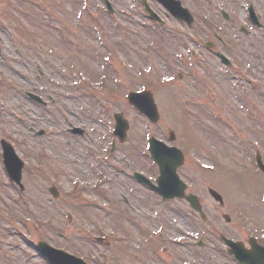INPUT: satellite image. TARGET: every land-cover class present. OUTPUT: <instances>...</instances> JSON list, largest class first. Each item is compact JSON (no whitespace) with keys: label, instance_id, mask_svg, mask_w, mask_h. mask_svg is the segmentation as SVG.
<instances>
[{"label":"rangeland","instance_id":"1","mask_svg":"<svg viewBox=\"0 0 264 264\" xmlns=\"http://www.w3.org/2000/svg\"><path fill=\"white\" fill-rule=\"evenodd\" d=\"M113 3L119 12L110 19L103 0H0V140L25 163L21 192L8 178L0 146V264H48L35 249L39 241L90 264H156V238L168 236L174 246L168 263L187 264L184 237L198 227L189 207L162 201L132 178L133 172L158 176L148 138L169 144L171 131L185 154L178 173L208 219L195 241L203 235L210 248L216 231L239 238L264 232V176L255 165L257 151L264 161L260 92L251 93L256 103H234L250 93L247 75L244 87L218 72L206 76L200 63L214 70L215 59L199 52L192 57L180 42L155 39L153 26L130 14L136 1ZM190 68L200 83L188 77ZM140 90L154 95L157 124L129 105L127 94ZM206 99L224 114L221 125L208 121L217 126L216 137L203 131ZM115 113L130 124L123 144L113 136ZM73 127L84 134L72 135ZM98 175L106 179L97 181ZM51 186L59 190L56 199ZM209 188L222 195L223 207ZM83 189L85 195L75 193Z\"/></svg>","mask_w":264,"mask_h":264},{"label":"flooded vegetation","instance_id":"2","mask_svg":"<svg viewBox=\"0 0 264 264\" xmlns=\"http://www.w3.org/2000/svg\"><path fill=\"white\" fill-rule=\"evenodd\" d=\"M174 1H178L183 8L191 12L193 21L190 23V17L187 13H184L181 19L175 17L160 0H147L157 15L155 21L149 20L154 25L155 39L158 37L159 40L164 42L168 39L169 41L171 39L175 42H181L183 47L193 48V56L199 52V54L205 53L216 59L220 64V70L223 72L222 75L219 74L221 77L232 78L236 73L239 75L237 69H240L249 78V80L246 79L248 84L252 86L250 94H255L256 91H259L260 96L264 97V0ZM113 2L112 7L114 10L111 9L113 10L112 16H116L119 6ZM134 12L137 15L150 18L145 11L143 0L136 1ZM219 53L226 56L228 61H221L218 58ZM250 64H252V68L248 71L246 68ZM186 72L189 75V72ZM204 73L209 76L214 75L215 71L204 68ZM180 76L183 77L182 75ZM217 108V102L209 104L206 99L202 111L208 114L211 113V115H220ZM210 132L206 129L204 134L209 136ZM154 182H156V174ZM187 192L191 193L189 189ZM179 202H183L188 206L184 199H180ZM190 214L197 220L198 227L195 229L196 232H198L197 229L201 230L207 224L208 221L202 220L193 211H190ZM69 217L71 220L72 216ZM196 232H190L191 235L187 233L185 237L183 236L188 247L187 257L189 261L187 264H241L229 253L228 246L224 243L222 235L232 241L241 242L251 253L255 252L258 256L264 255V252L255 249L257 245L264 247V232L260 230L254 231L253 235L245 236L244 238L229 237L222 232L216 231L217 237H213L210 248L207 247L208 245L205 241L207 238L202 234L200 239L195 241L193 235ZM156 236L161 237L158 233H156ZM252 237L255 239H252ZM167 239L166 241L164 238L160 240L156 238V257L158 258H156V264L160 260L161 264H169L168 261L172 258L171 250H173L174 246L172 241H170V236ZM173 244L178 245L175 241ZM210 250L213 253H210Z\"/></svg>","mask_w":264,"mask_h":264},{"label":"water","instance_id":"3","mask_svg":"<svg viewBox=\"0 0 264 264\" xmlns=\"http://www.w3.org/2000/svg\"><path fill=\"white\" fill-rule=\"evenodd\" d=\"M173 13L174 15H178V10H173L172 14ZM128 100L131 105H133L142 114L146 115L152 122L158 121L159 119L158 110L154 103L153 96L150 92L130 93L128 96ZM115 118L117 122L115 135H117L120 138V141L123 142L127 137V131L129 130V125L128 122L124 120L121 115H116ZM171 137L172 139H174V134H171ZM2 145L4 148V162L6 169L9 173V176L13 182L17 183L23 189V186L21 184L23 164L22 162H20V160L18 159V157L16 156L15 152L13 151V149L9 144H7L5 141H2ZM149 150L151 156L158 164L160 169L158 187H153L150 184L151 187H153L154 190H156V192H158L165 199L185 197L189 201L191 206L195 210H198L201 213L202 217H204V214L202 213V209L198 204L197 197L193 195L185 196L184 194L185 186L180 181V178L177 175V169L180 166H182L184 162V157L182 152H180L176 148L167 147L162 142L155 139L150 140ZM257 164L259 168L264 171V165L262 164L259 155H257ZM139 178L149 183L148 180H146L145 178L143 177H139ZM52 192L54 193L55 196L57 195L56 191H52ZM210 193L217 201L222 203V198L220 195H218L213 190H210ZM233 246L234 248H236L235 251L233 249V252L242 261V263H247V264L253 263V259L248 253L241 251V249L236 244L232 245V247ZM38 249L44 255H46L53 264H83L82 261L78 259H74L72 256H69L67 254H62L61 251H57L46 244L43 243L39 244ZM57 253L58 255H54Z\"/></svg>","mask_w":264,"mask_h":264}]
</instances>
